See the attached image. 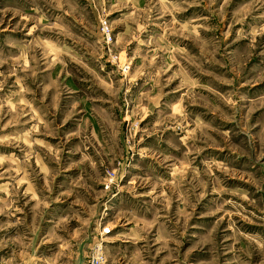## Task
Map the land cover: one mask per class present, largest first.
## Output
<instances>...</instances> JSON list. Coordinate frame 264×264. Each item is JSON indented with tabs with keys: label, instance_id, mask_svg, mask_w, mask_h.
Returning a JSON list of instances; mask_svg holds the SVG:
<instances>
[{
	"label": "rangeland",
	"instance_id": "obj_1",
	"mask_svg": "<svg viewBox=\"0 0 264 264\" xmlns=\"http://www.w3.org/2000/svg\"><path fill=\"white\" fill-rule=\"evenodd\" d=\"M93 258L264 264V0H0V264Z\"/></svg>",
	"mask_w": 264,
	"mask_h": 264
},
{
	"label": "built area",
	"instance_id": "obj_2",
	"mask_svg": "<svg viewBox=\"0 0 264 264\" xmlns=\"http://www.w3.org/2000/svg\"><path fill=\"white\" fill-rule=\"evenodd\" d=\"M102 34L104 36L105 42L109 44L112 41L111 29L108 25V22H103L101 27ZM102 259V258H101ZM99 263V258H93L92 264Z\"/></svg>",
	"mask_w": 264,
	"mask_h": 264
}]
</instances>
